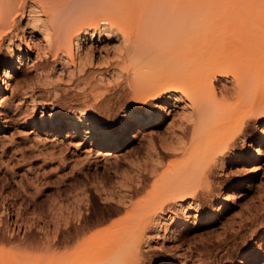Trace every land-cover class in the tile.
I'll use <instances>...</instances> for the list:
<instances>
[{
  "label": "bare ground",
  "instance_id": "bare-ground-1",
  "mask_svg": "<svg viewBox=\"0 0 264 264\" xmlns=\"http://www.w3.org/2000/svg\"><path fill=\"white\" fill-rule=\"evenodd\" d=\"M13 27L22 37L12 32ZM96 35L114 42L112 74L122 78L128 89L120 124L113 127L84 110L61 117L50 109L45 116L39 105L42 131L58 138L63 134L68 142L82 136L97 151L78 167L72 166L68 178L57 180V223L46 221L37 211L27 215L28 206H37L40 190L25 206L16 204V195L11 201L0 199L3 212L12 216L17 230L25 225L20 239H0L15 245L8 251L0 248V264H141V242L149 229L175 237L173 225L178 222L177 229L182 231L188 224L187 216L177 219L178 212L187 214L195 204L196 220L202 225L217 220L234 202L235 187H231L218 196L213 211L199 219V202L211 193L215 169L242 160L243 154L236 158L234 146L245 138L253 119L261 125L250 159L259 157L264 144V0H0V48L8 39L0 56V117L15 96L19 102L36 99L34 89L26 91L25 82L15 76L19 66L31 61V51L35 59L60 57L73 64L77 58L82 64L91 60ZM9 90L12 96L3 98L1 93ZM146 106L144 111L137 109ZM175 109L179 119L169 122L179 134L176 129L169 131L170 149L182 154V161L157 180L162 192L146 193L139 199L146 187L143 175L123 185L122 194L106 191L103 183L80 182L90 164L93 171L98 169L97 158L92 157L108 156L107 152L120 148L133 134L159 126ZM61 168L67 166L62 163ZM99 198L115 208L112 215L125 213L96 229L104 223L97 221L94 209ZM50 225L52 239L43 237L44 241L36 242L35 230L47 236ZM54 245L57 258L41 252ZM263 246L264 238L243 259L256 263Z\"/></svg>",
  "mask_w": 264,
  "mask_h": 264
},
{
  "label": "rangeland",
  "instance_id": "rangeland-1",
  "mask_svg": "<svg viewBox=\"0 0 264 264\" xmlns=\"http://www.w3.org/2000/svg\"><path fill=\"white\" fill-rule=\"evenodd\" d=\"M12 32H16L18 38L22 37L17 27H13ZM97 38L98 35L92 40L91 60L82 64H79L77 58L73 64H66V61L61 60L60 57L35 59L36 53L33 50L30 53L31 61L19 66L20 70L15 72L16 78L19 77V81L25 82L26 91L34 89L33 92L36 94L34 98L37 102L32 103L29 98L19 102L15 96L12 99L13 105L4 111L5 116L0 117V128H2L0 129V199L6 198L11 201L12 197L17 196L16 204L25 206L36 196V190H40L37 206L35 208L28 206L27 215L31 211H37L46 221L57 223V180L68 178L73 167H78V163L83 162L90 154L95 156L97 151L96 148L90 147L82 136L68 142L63 134L58 138L42 131L39 128L41 117L39 105L43 106L45 116H48L50 109H54L61 117L84 110L88 113L94 112L102 117L106 124L113 127L120 124L124 110L121 104L127 99L128 89L124 86L122 78L116 79L112 74L110 63L113 62L114 42ZM7 40L1 45L0 56L5 53ZM13 42L17 43V40ZM21 48L25 50L23 42ZM34 65L39 71H35V68L33 70ZM18 93L22 95L21 92ZM1 96L9 99L12 96L11 91L2 92ZM147 108L148 106L137 107L143 111ZM177 113H179L178 109L171 111V114L166 116L168 118L156 128L150 125L142 133L133 134L134 138L117 150L107 152L108 156L92 157V159L97 158L98 169L93 171V164H90L79 177L80 182L103 183L106 191L122 194L123 185L131 180L135 183L137 177L143 175L141 177L146 182V187L142 194L137 196L139 199L145 197L146 193L153 195L162 192L163 188L157 185V180L165 177L170 169L176 168L182 161V154L173 153L170 149L172 142L169 133L172 129H176L175 132L179 134L177 128L170 124L174 119V122L178 121ZM260 125L259 120H251L245 138L236 141L233 151L237 155L236 158H240L243 154L242 160L225 163L215 169L210 179L211 193L202 196L199 202L200 215H202L199 219H204L212 212L218 196L229 191L231 187H235L234 202L232 201L227 209L219 213L217 220L202 225L196 220L198 218L193 209L195 204L189 208V212H185L187 214L178 212L177 219L181 221L187 216L188 224L182 231L177 229L180 225L178 222L174 224L172 229L176 231L175 237L161 231L156 233L154 228L149 229L141 242V264H181L183 261L185 264H264V246L259 252L260 260L258 259L256 263L243 259L245 255L251 253L252 248H257L264 238V144L260 147L259 157L255 160L250 159ZM161 138L163 141H160ZM61 141L64 144H61ZM62 163L67 168H61ZM153 167L156 171L151 175L150 169ZM240 181L244 183L242 186L237 185ZM102 198L96 201L94 209L98 212L97 221L104 223L96 229L121 219L125 213L122 211L112 215L115 208L108 207ZM17 205L13 208L14 211ZM166 210L168 211L167 208ZM11 217L3 212L0 205L1 240H18L25 233V225L18 231ZM243 224L245 225L240 228ZM50 230H53L52 226L47 236L35 230L33 239L36 242L44 241L45 237L48 240L52 239L54 231ZM1 240L0 248L5 251L15 246L7 245ZM38 252L37 255L43 252L47 253L46 256L57 258V245Z\"/></svg>",
  "mask_w": 264,
  "mask_h": 264
}]
</instances>
